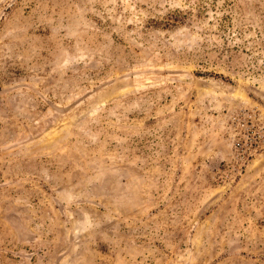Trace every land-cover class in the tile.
<instances>
[{
  "label": "rangeland",
  "instance_id": "374dc122",
  "mask_svg": "<svg viewBox=\"0 0 264 264\" xmlns=\"http://www.w3.org/2000/svg\"><path fill=\"white\" fill-rule=\"evenodd\" d=\"M0 264H264V0H0Z\"/></svg>",
  "mask_w": 264,
  "mask_h": 264
}]
</instances>
